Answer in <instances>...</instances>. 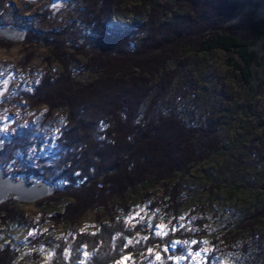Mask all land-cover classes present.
Masks as SVG:
<instances>
[{
  "label": "trees",
  "instance_id": "16d2710c",
  "mask_svg": "<svg viewBox=\"0 0 264 264\" xmlns=\"http://www.w3.org/2000/svg\"><path fill=\"white\" fill-rule=\"evenodd\" d=\"M78 1L84 8L77 22L61 32L28 34L30 41L47 47L48 61L61 69L47 73L35 95L50 110L69 109L71 134L66 139L75 151L55 165L59 176L53 167L41 174L27 168L25 174L65 182L56 195L36 205L66 200L49 222L69 225L72 231L59 238L35 234L25 243L4 244L0 264H16L24 248L39 246L53 251L49 264H111L124 255L130 264H179L184 250L165 251L164 246L174 237L200 240L207 234L204 220L195 223L196 231L162 236L148 223L130 226L120 210L128 213L131 196L141 189L160 186L163 195L151 208L159 207L176 225L185 205L181 178L225 149L226 130L221 118L193 115L186 122V111L172 96L174 81L189 73L191 54L222 51L230 55L253 97L255 73L264 69V0H135L131 8L127 0ZM125 13L134 20L123 31L113 19ZM86 72L94 79L89 85L79 80ZM83 113L91 116L90 128ZM210 178L215 188L222 185L215 174ZM19 205L16 197L0 205L1 226L24 221ZM91 211L96 231H80L81 220ZM137 233L149 236L131 243ZM151 248L155 254L147 253ZM201 248L197 243L194 251Z\"/></svg>",
  "mask_w": 264,
  "mask_h": 264
},
{
  "label": "rangeland",
  "instance_id": "374dc122",
  "mask_svg": "<svg viewBox=\"0 0 264 264\" xmlns=\"http://www.w3.org/2000/svg\"><path fill=\"white\" fill-rule=\"evenodd\" d=\"M135 4V0L126 2L128 8ZM83 8L78 0H0V26L14 25L36 35L61 32L77 22ZM133 20L130 13L115 15L113 19L123 31L132 28ZM48 55L46 46L30 41L28 36L21 43L0 38V168L15 180L26 177L28 183H35L38 178L26 175L27 168L41 174L43 168L53 167L54 176H59L61 171L55 165L75 151L66 139L71 134L67 129L69 109L50 110L35 95L47 73L61 70L57 63L48 61ZM229 57L222 51L191 54L189 73L173 84L172 96L178 108L186 111V122L193 115L221 118L226 130L225 149L181 178L185 205L176 217V225L173 218H165L159 207L151 208L152 201L163 195L160 186L141 189L131 196L128 213L120 210L130 226L148 223L156 235L162 236L196 231L195 223L204 220L207 234L200 240L174 237L164 246L173 251L184 250V256L177 259L179 264H264V69L255 73L257 91L250 97ZM174 67L169 64L170 69ZM79 80L89 85L94 79L86 72ZM84 115L85 125L90 128L91 116ZM213 174L222 181L219 188L211 182ZM55 186L63 188L65 182L58 181ZM66 203H20L24 221L0 225V247L25 243L35 234L48 233L56 238L69 235L71 226L55 227L49 222V217L62 211ZM95 218L94 211L87 213L78 229L96 231ZM148 236L137 233L130 242ZM196 242L202 245L198 251H194ZM156 251L151 248L147 253ZM53 256V251L44 246L26 247L16 264H49ZM111 264H130V257L124 255Z\"/></svg>",
  "mask_w": 264,
  "mask_h": 264
},
{
  "label": "water",
  "instance_id": "95a60500",
  "mask_svg": "<svg viewBox=\"0 0 264 264\" xmlns=\"http://www.w3.org/2000/svg\"><path fill=\"white\" fill-rule=\"evenodd\" d=\"M59 6L58 3H56ZM28 31L18 26H0V38L21 43L27 39ZM54 183L41 179L35 183H28L26 177L15 180L11 175H5L0 168V205L6 203L11 197H16L20 203H36L56 195Z\"/></svg>",
  "mask_w": 264,
  "mask_h": 264
},
{
  "label": "snow or ice",
  "instance_id": "6c2138e0",
  "mask_svg": "<svg viewBox=\"0 0 264 264\" xmlns=\"http://www.w3.org/2000/svg\"><path fill=\"white\" fill-rule=\"evenodd\" d=\"M185 243H187V242L185 241ZM196 243H198V242H196ZM205 243H207V242H205ZM172 247L174 248V247H175V244H173ZM150 251H151V250H150ZM165 251H168V248H167V247L165 248ZM197 255H199V253H197ZM158 258H159V257H158Z\"/></svg>",
  "mask_w": 264,
  "mask_h": 264
}]
</instances>
